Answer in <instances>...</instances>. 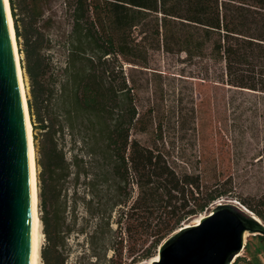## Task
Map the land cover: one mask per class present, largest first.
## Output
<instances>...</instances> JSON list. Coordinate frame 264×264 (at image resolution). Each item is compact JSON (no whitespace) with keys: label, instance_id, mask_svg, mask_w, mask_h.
I'll use <instances>...</instances> for the list:
<instances>
[{"label":"trees","instance_id":"16d2710c","mask_svg":"<svg viewBox=\"0 0 264 264\" xmlns=\"http://www.w3.org/2000/svg\"><path fill=\"white\" fill-rule=\"evenodd\" d=\"M9 6L29 80L35 152L42 155L38 199L48 244L58 247L69 233L63 188L71 167L78 182L88 164L96 172L87 183V206L96 199L91 213L109 228L124 203L123 185L135 176L137 197L116 223L128 236L139 230L142 245L150 240L139 259L153 257L185 220L224 197H236L264 221V194L252 201L235 195L232 176L201 193L198 176L174 168L163 151L162 124L145 121L125 79L111 78L125 63L148 67L151 54L162 50L202 59L204 81L264 97V0H9ZM52 51L64 56L58 70ZM150 125L152 145L132 137ZM41 258L56 264L42 250Z\"/></svg>","mask_w":264,"mask_h":264},{"label":"rangeland","instance_id":"374dc122","mask_svg":"<svg viewBox=\"0 0 264 264\" xmlns=\"http://www.w3.org/2000/svg\"><path fill=\"white\" fill-rule=\"evenodd\" d=\"M51 58L55 70L64 66L61 53L55 52ZM21 59L19 54V63ZM21 71L28 99L29 80L22 67ZM111 78L114 83L125 79L136 109L144 115L145 121L162 124L163 151L178 171L199 177L201 193L232 176L235 195L251 197L252 201V197L264 194L263 96L204 81L202 59H189L184 53L166 54L162 50L151 54L148 67L125 63L116 68ZM153 130L154 126L150 125L148 132H134L132 137L152 145ZM37 135L41 138L40 131ZM61 146L70 158L68 143ZM35 154L36 160L42 158L40 153ZM87 169L88 174H82L76 182L75 168L71 167L63 188L69 233L58 247H53L48 244L42 224V253L50 263L56 264H144L147 259H139V256L150 240L142 245L144 237L139 230L128 236L116 223L120 213L129 210L137 197L135 176L123 185L124 203L113 213L109 228L105 220L91 213L97 206L96 199L92 209H88L87 201L91 196L87 183L94 179L96 171L93 164H88ZM37 185L40 191L39 182ZM227 200L239 201L236 197H224L214 202L210 210L217 202ZM38 209L41 215L40 200ZM196 217L185 220L181 226L193 224ZM244 243L237 264H245L244 259L264 264V237L248 235ZM158 247L153 249V256L158 253ZM41 260L45 264L43 258Z\"/></svg>","mask_w":264,"mask_h":264},{"label":"water","instance_id":"95a60500","mask_svg":"<svg viewBox=\"0 0 264 264\" xmlns=\"http://www.w3.org/2000/svg\"><path fill=\"white\" fill-rule=\"evenodd\" d=\"M264 221L236 200L165 238L152 264H233ZM30 198L24 111L3 0H0V264H29Z\"/></svg>","mask_w":264,"mask_h":264},{"label":"bare ground","instance_id":"6f19581e","mask_svg":"<svg viewBox=\"0 0 264 264\" xmlns=\"http://www.w3.org/2000/svg\"><path fill=\"white\" fill-rule=\"evenodd\" d=\"M6 11L7 25L10 31L11 49L16 66L18 85L20 95L22 99L24 121H25V133H26V145H27V157H28V173H29V198H30V239H29V264H43L41 258L42 249V223L40 219V213L38 209V186H37V166H36V154L33 140V129L28 111L25 86L22 77V71L19 63L18 46L16 43L15 31L13 26V20L11 16L9 0H3ZM203 215L195 218L193 221L197 223ZM158 259V254L147 259L144 264H152Z\"/></svg>","mask_w":264,"mask_h":264}]
</instances>
